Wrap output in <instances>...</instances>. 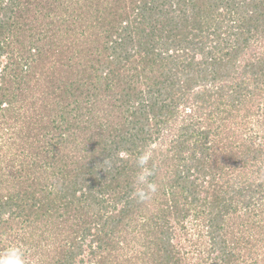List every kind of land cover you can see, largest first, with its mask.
Segmentation results:
<instances>
[{
	"label": "trees",
	"instance_id": "16d2710c",
	"mask_svg": "<svg viewBox=\"0 0 264 264\" xmlns=\"http://www.w3.org/2000/svg\"><path fill=\"white\" fill-rule=\"evenodd\" d=\"M64 1L0 0V255L264 264V0Z\"/></svg>",
	"mask_w": 264,
	"mask_h": 264
},
{
	"label": "rangeland",
	"instance_id": "374dc122",
	"mask_svg": "<svg viewBox=\"0 0 264 264\" xmlns=\"http://www.w3.org/2000/svg\"><path fill=\"white\" fill-rule=\"evenodd\" d=\"M87 0H76L74 3H70V0H66V2L64 3V5L62 6V8H66L67 7V9L65 10L64 9V12H65V14H67L68 12H70V13H73L74 14V16H76L79 12L81 13V11H82V9H83V11L85 10V3H87L86 2ZM107 3L108 2H106V5H102V8H105V10L103 11V14L104 15H106L109 11H108V9H107ZM222 11V10H221ZM84 15V14H83ZM78 19V18H77ZM82 23H84V22H82V21H80L79 19H78V21H77V23L75 24L78 28H80L79 29V31H80V33L81 34H85L86 33V31H84V26H81V24ZM79 25L81 26V27H79ZM76 26H73L72 25V27L70 28V29H73V28H75V29H73L72 31H71V39H72V42H74L76 39H75V36H77V35H73L72 34V32H74V33H76V30L78 29ZM94 30V29H93ZM77 34V33H76ZM85 35H89V32H87ZM115 37H117L116 35H115ZM117 41L119 42L120 41V39L117 37ZM113 40H115V38H113ZM117 41H115L116 42V44H117ZM124 41V40H123ZM110 44H112V43H110ZM115 44V45H116ZM132 44V43H131ZM112 45H114V44H112ZM111 46V45H110ZM118 46H116V48H117ZM131 47L129 46L128 47V49H130ZM111 50V49H110ZM124 51L125 50H127L126 49V47L123 49ZM130 51H131V49H130ZM247 51H249L248 53H251L252 51H253V47L252 48H250L249 50H247ZM247 56H249V54H246ZM90 58H92V57H89L86 53H85V55H84V61L86 62V61H88ZM104 61V60H103ZM48 70V69H47ZM46 73V72H45ZM224 81H226V80H224ZM175 82L173 81V80H169L168 82L166 81L164 84H163V86H164V90H168V89H172L173 88V84H174ZM155 89V88H154ZM144 90L145 91H147L148 90V87H146V85H144ZM263 96L261 95L260 96V99H262L263 100V102H264V99L262 98ZM215 101H216V103H215V106L214 107H212V108H216V109H218V108H222L221 106H219V99L217 98V97H215ZM222 105H224V103H221ZM20 105H23V101H20ZM223 108H224V106H223ZM222 108V109H223ZM240 109V108H239ZM28 110V109H27ZM211 110V107H209V109H207V110H205V112L203 113V115L204 116H202V117H199V122H197V124H198V126L200 127V129L202 130V129H205L206 127H208V123H207V121H208V118H207V114H208V112ZM231 110H237V109H231ZM230 110V111H231ZM238 115H237V113H234L233 115V117L231 118V116L230 117H228V120H227V122H228V124L229 125H231L232 126V130H231V132L234 130V131H236V135L238 134V135H242L243 134V132H244V128L246 127V125H247V123H248V121L246 120V118H243V113H244V111L243 110H238ZM29 113H31V111H28V114ZM224 113H226V112H217L216 113V117L215 116H213V118H212V120L214 119V118H217V120H218V122L217 123H219V120L221 119V117L224 115ZM229 113V112H228ZM22 117L24 116L23 114L21 115ZM200 116V115H199ZM260 116V117H259ZM255 117H259V120H260V122L262 123V120H263V116H261V115H259V114H257L256 113V115H255ZM195 118H198V117H195ZM231 118V119H230ZM106 119H108V118H106ZM111 119V118H110ZM229 119H230V121H229ZM237 120L239 121L240 120V122H239V124H238V122H237ZM254 131H256V133L258 132L259 134L261 133V132H263L264 131V128H263V126H259L258 125V127H257V125L255 126V129H254ZM230 133V132H229ZM201 143H204V142H201ZM209 144H210V141L208 142ZM155 145L156 144H152V147H155ZM231 151H233L229 146L227 147V150H226V153H228V152H230V153H232ZM223 155V154H222ZM239 165H242V163H239ZM192 231V233H194V235L195 236H198V233H199V231L198 232H196V229H192L191 230ZM196 232V233H195ZM136 247L137 248H139V249H142V246H141V243H139V244H137L136 245ZM193 261H195L196 263L197 262H199V260L195 257V256H193V257H189V259H188V262L187 263H184V264H192L193 263ZM195 263V264H196Z\"/></svg>",
	"mask_w": 264,
	"mask_h": 264
},
{
	"label": "clouds",
	"instance_id": "9594fccd",
	"mask_svg": "<svg viewBox=\"0 0 264 264\" xmlns=\"http://www.w3.org/2000/svg\"><path fill=\"white\" fill-rule=\"evenodd\" d=\"M150 157L141 154L136 159V167L139 169L135 177V190L133 196L139 202L150 200L152 194L157 191V185L149 181L153 171L148 167ZM0 264H26L24 251L18 246L9 247L3 255H0Z\"/></svg>",
	"mask_w": 264,
	"mask_h": 264
}]
</instances>
